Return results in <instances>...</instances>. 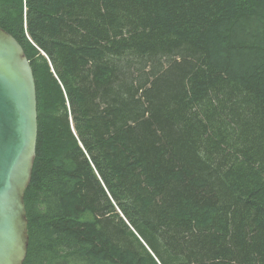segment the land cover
I'll return each instance as SVG.
<instances>
[{"label":"trees","instance_id":"trees-1","mask_svg":"<svg viewBox=\"0 0 264 264\" xmlns=\"http://www.w3.org/2000/svg\"><path fill=\"white\" fill-rule=\"evenodd\" d=\"M0 26L37 86L23 264H264V0H0Z\"/></svg>","mask_w":264,"mask_h":264},{"label":"water","instance_id":"water-1","mask_svg":"<svg viewBox=\"0 0 264 264\" xmlns=\"http://www.w3.org/2000/svg\"><path fill=\"white\" fill-rule=\"evenodd\" d=\"M34 71L21 43L0 26V264H23L29 234L25 193L38 139Z\"/></svg>","mask_w":264,"mask_h":264},{"label":"bare ground","instance_id":"bare-ground-1","mask_svg":"<svg viewBox=\"0 0 264 264\" xmlns=\"http://www.w3.org/2000/svg\"><path fill=\"white\" fill-rule=\"evenodd\" d=\"M13 14H16V13H13ZM14 16H16V15H14ZM18 19V18H17ZM16 19V20H17ZM13 21V20H12ZM18 21V20H17ZM51 74H52V72H51ZM57 105V104H56ZM66 108V107H65ZM63 113V112H62ZM65 114V113H64ZM61 115V114H60ZM54 116V115H53ZM56 116V115H55ZM54 118H56V117H54ZM58 118V117H57ZM127 217V216H126ZM132 232V231H131Z\"/></svg>","mask_w":264,"mask_h":264}]
</instances>
